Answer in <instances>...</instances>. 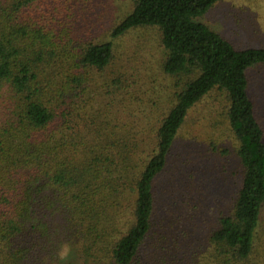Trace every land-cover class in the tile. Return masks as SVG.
<instances>
[{
	"label": "trees",
	"instance_id": "trees-1",
	"mask_svg": "<svg viewBox=\"0 0 264 264\" xmlns=\"http://www.w3.org/2000/svg\"><path fill=\"white\" fill-rule=\"evenodd\" d=\"M221 1L128 0L104 28L97 0H0V264H53L62 242L64 264H264V48L200 22ZM212 94L220 114L196 117ZM204 139L227 198L192 168Z\"/></svg>",
	"mask_w": 264,
	"mask_h": 264
},
{
	"label": "rangeland",
	"instance_id": "rangeland-1",
	"mask_svg": "<svg viewBox=\"0 0 264 264\" xmlns=\"http://www.w3.org/2000/svg\"><path fill=\"white\" fill-rule=\"evenodd\" d=\"M98 5L94 8L95 12L99 14L101 19H103V27L106 28L110 22V18L118 17L120 18L125 12L130 11V3L128 0H97ZM95 2V0H94ZM200 22L209 26L213 31L217 32L220 36L228 40V42L238 50L253 48L259 49L264 48V0H222L220 3H217L213 8L208 10L200 20ZM152 52L155 51L154 48L151 49ZM250 84L248 86V96L253 100L256 108V113L258 119L264 117V67L259 70L250 72L249 74ZM219 100V101H218ZM219 103L223 104L221 97H218L216 94H212L209 97L205 98L204 102L198 105L194 110V115L199 117L202 113L206 111H211L215 114H220ZM221 107V106H220ZM206 114L203 115V117ZM190 117L193 121L197 118ZM262 119V125L264 127V118ZM191 121V122H193ZM188 123L180 132L181 135L188 137L194 134V131L191 129L192 123ZM214 138V137H213ZM191 143V142H189ZM199 143V142H198ZM183 144V149H176L173 153L181 154V158L186 160H193L194 157L192 154H195L194 151L196 147H186L187 143L181 142L180 140L176 143V146H181ZM206 156L204 161L200 163L198 167H192L194 171L199 174H203L206 181V192L209 195H213L216 199L220 196H224L232 189L233 182L236 181L235 177L231 176L230 167H227V172L225 175L219 177V173H216L215 167L217 164L216 152H212L210 144L204 139ZM194 145V144H193ZM184 155V156H183ZM219 157V156H218ZM214 159L215 162H214ZM178 164L182 165V160L178 161ZM218 165V164H217ZM179 172H184L185 167L178 166ZM220 169V166L218 167ZM207 170L208 175L206 174ZM174 169L170 167L163 172L161 180L167 182L168 178L174 176ZM216 173V175H215ZM214 176L212 180H209V177ZM208 177V178H207ZM217 177V179H216ZM221 177L226 181L221 182ZM216 179V180H213ZM220 180V181H218ZM208 181V182H207ZM261 223L262 227L264 226V207L261 213Z\"/></svg>",
	"mask_w": 264,
	"mask_h": 264
},
{
	"label": "clouds",
	"instance_id": "clouds-1",
	"mask_svg": "<svg viewBox=\"0 0 264 264\" xmlns=\"http://www.w3.org/2000/svg\"><path fill=\"white\" fill-rule=\"evenodd\" d=\"M72 253V244L70 242H62L59 244L55 252V260L53 264H64Z\"/></svg>",
	"mask_w": 264,
	"mask_h": 264
}]
</instances>
